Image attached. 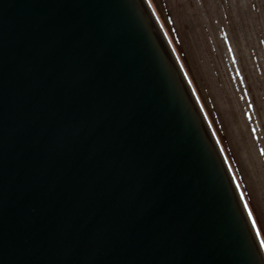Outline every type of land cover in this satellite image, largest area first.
Here are the masks:
<instances>
[{
  "label": "water",
  "instance_id": "95a60500",
  "mask_svg": "<svg viewBox=\"0 0 264 264\" xmlns=\"http://www.w3.org/2000/svg\"><path fill=\"white\" fill-rule=\"evenodd\" d=\"M0 264H264L144 0H0Z\"/></svg>",
  "mask_w": 264,
  "mask_h": 264
},
{
  "label": "rangeland",
  "instance_id": "374dc122",
  "mask_svg": "<svg viewBox=\"0 0 264 264\" xmlns=\"http://www.w3.org/2000/svg\"><path fill=\"white\" fill-rule=\"evenodd\" d=\"M144 1L217 140L264 254V0Z\"/></svg>",
  "mask_w": 264,
  "mask_h": 264
},
{
  "label": "trees",
  "instance_id": "16d2710c",
  "mask_svg": "<svg viewBox=\"0 0 264 264\" xmlns=\"http://www.w3.org/2000/svg\"><path fill=\"white\" fill-rule=\"evenodd\" d=\"M172 34V33H171Z\"/></svg>",
  "mask_w": 264,
  "mask_h": 264
}]
</instances>
